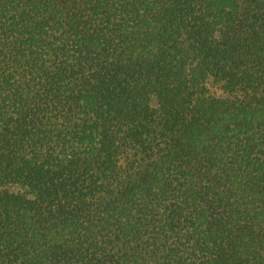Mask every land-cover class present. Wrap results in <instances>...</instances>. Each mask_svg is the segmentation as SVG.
Instances as JSON below:
<instances>
[{
    "label": "trees",
    "instance_id": "trees-1",
    "mask_svg": "<svg viewBox=\"0 0 264 264\" xmlns=\"http://www.w3.org/2000/svg\"><path fill=\"white\" fill-rule=\"evenodd\" d=\"M0 264H264V0H0Z\"/></svg>",
    "mask_w": 264,
    "mask_h": 264
}]
</instances>
